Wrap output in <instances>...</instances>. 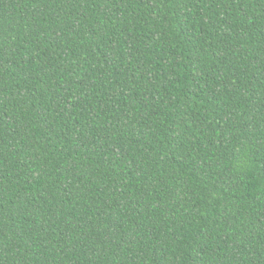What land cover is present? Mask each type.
<instances>
[{
	"label": "trees",
	"instance_id": "1",
	"mask_svg": "<svg viewBox=\"0 0 264 264\" xmlns=\"http://www.w3.org/2000/svg\"><path fill=\"white\" fill-rule=\"evenodd\" d=\"M0 264H264V0H0Z\"/></svg>",
	"mask_w": 264,
	"mask_h": 264
}]
</instances>
